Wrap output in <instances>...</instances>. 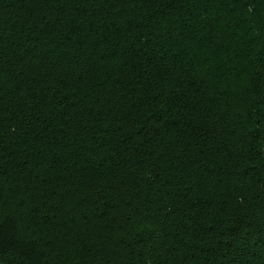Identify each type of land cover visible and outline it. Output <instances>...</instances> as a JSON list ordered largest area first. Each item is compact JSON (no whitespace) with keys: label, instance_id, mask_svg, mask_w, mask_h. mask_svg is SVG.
<instances>
[{"label":"trees","instance_id":"16d2710c","mask_svg":"<svg viewBox=\"0 0 264 264\" xmlns=\"http://www.w3.org/2000/svg\"><path fill=\"white\" fill-rule=\"evenodd\" d=\"M0 264H264V0H0Z\"/></svg>","mask_w":264,"mask_h":264},{"label":"rangeland","instance_id":"374dc122","mask_svg":"<svg viewBox=\"0 0 264 264\" xmlns=\"http://www.w3.org/2000/svg\"><path fill=\"white\" fill-rule=\"evenodd\" d=\"M6 228H8V229H10L11 231H12V229H13V227H6ZM22 248V247H21ZM23 250V249H22ZM20 251V250H19Z\"/></svg>","mask_w":264,"mask_h":264}]
</instances>
